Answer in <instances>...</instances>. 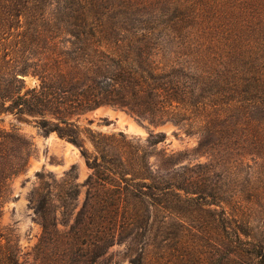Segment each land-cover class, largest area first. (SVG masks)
<instances>
[{"label":"trees","instance_id":"1","mask_svg":"<svg viewBox=\"0 0 264 264\" xmlns=\"http://www.w3.org/2000/svg\"><path fill=\"white\" fill-rule=\"evenodd\" d=\"M53 5L58 12L47 15L45 8ZM163 5L165 0H40V85L28 89L18 78L24 70L16 72L14 81H0V115L39 119L43 134H56L77 147L92 170L83 185L85 202L69 230L59 229L55 188L49 183L40 188L34 213L43 229L36 247L42 264H95L125 229L146 227L152 212L181 214L184 204L205 193L198 173L187 164L202 157V116L214 117L210 134L223 140L239 126L236 117L264 111V81L237 66L245 58L235 52L224 55L211 39L182 34L176 29L181 15L168 18L171 6L178 12L182 5L157 13L154 7ZM104 105L154 128L173 124L197 137L198 146L159 150L167 141L163 132L143 141L83 128L82 117ZM83 135L93 144V155ZM32 146L21 135L0 129V210L12 193V179L26 169ZM75 172L73 166L59 188L67 198L62 205L67 218L74 214L72 197L79 192L72 182ZM234 231L238 242L250 236L247 229ZM3 237L0 264H21L16 245L8 239L3 244ZM252 244L236 254L264 264V243ZM143 262L139 256L132 264Z\"/></svg>","mask_w":264,"mask_h":264},{"label":"rangeland","instance_id":"2","mask_svg":"<svg viewBox=\"0 0 264 264\" xmlns=\"http://www.w3.org/2000/svg\"><path fill=\"white\" fill-rule=\"evenodd\" d=\"M174 3L182 5V10L175 12L171 6L173 15L168 18L181 15L178 31L202 36L203 42L211 39L224 55L235 52L236 57L243 56L245 60L240 58L237 66L252 75L256 72L264 81V0H165V5L154 8L164 13ZM45 12L54 15L57 6L46 7ZM40 13V0H0V81H14L16 72L24 70L26 73L18 78L28 89L40 85ZM206 46L202 45V58ZM214 120L202 116V157L186 162L198 173L199 186L205 193L197 201L184 204L181 214L172 211L156 216L152 212L146 227H128L95 264H132L139 256L144 257V264H257L248 258L239 259L236 253L245 247L252 249V243H264V111L236 117L239 126L221 136L223 140L210 134ZM38 121L29 116L19 119L10 113L0 115V129L19 134L33 144L30 161L12 179V193L0 210L2 243L8 239L16 245L21 264H42L36 247L43 229L34 213L42 185L49 183L55 188L58 226L65 231L76 222L86 199L83 185L92 174L77 147L56 134H43ZM81 124L102 135L123 133L129 139L143 141L150 134L163 132L167 141L159 150L192 151L198 146L197 137L186 136L173 124L147 126L127 111L108 105L83 116ZM82 138L86 151L93 155V144L86 135ZM229 138L231 142H226ZM198 164L202 166L197 169ZM73 166L76 172L72 182L79 185V192L72 197L74 214L67 218L62 208L67 198L59 188ZM30 167L33 171L27 174ZM240 228L247 229L250 236L238 242L234 230Z\"/></svg>","mask_w":264,"mask_h":264},{"label":"water","instance_id":"3","mask_svg":"<svg viewBox=\"0 0 264 264\" xmlns=\"http://www.w3.org/2000/svg\"><path fill=\"white\" fill-rule=\"evenodd\" d=\"M166 127H163L161 130H164ZM33 171V167H30V169L28 170L27 174H31Z\"/></svg>","mask_w":264,"mask_h":264}]
</instances>
